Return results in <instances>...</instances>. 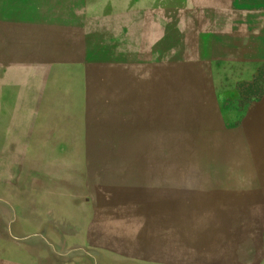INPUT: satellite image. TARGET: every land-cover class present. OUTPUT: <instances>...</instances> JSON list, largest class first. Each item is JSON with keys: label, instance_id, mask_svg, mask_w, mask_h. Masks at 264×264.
<instances>
[{"label": "rangeland", "instance_id": "rangeland-1", "mask_svg": "<svg viewBox=\"0 0 264 264\" xmlns=\"http://www.w3.org/2000/svg\"><path fill=\"white\" fill-rule=\"evenodd\" d=\"M264 0H0V264H264Z\"/></svg>", "mask_w": 264, "mask_h": 264}, {"label": "trees", "instance_id": "trees-1", "mask_svg": "<svg viewBox=\"0 0 264 264\" xmlns=\"http://www.w3.org/2000/svg\"><path fill=\"white\" fill-rule=\"evenodd\" d=\"M249 86L247 89H250L253 87V89L249 92V90L246 92L248 94L246 96L247 98H250L251 96H262L264 95V64L261 65L259 68V73L255 77V79L252 82L247 83Z\"/></svg>", "mask_w": 264, "mask_h": 264}]
</instances>
